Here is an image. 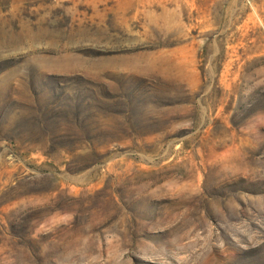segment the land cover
Listing matches in <instances>:
<instances>
[{
  "label": "rangeland",
  "instance_id": "1",
  "mask_svg": "<svg viewBox=\"0 0 264 264\" xmlns=\"http://www.w3.org/2000/svg\"><path fill=\"white\" fill-rule=\"evenodd\" d=\"M0 264H264V0H0Z\"/></svg>",
  "mask_w": 264,
  "mask_h": 264
}]
</instances>
